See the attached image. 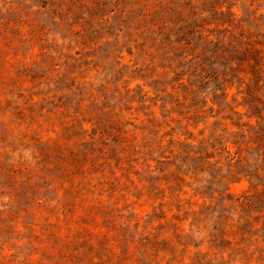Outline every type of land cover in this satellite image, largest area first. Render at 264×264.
<instances>
[{"label": "rangeland", "instance_id": "374dc122", "mask_svg": "<svg viewBox=\"0 0 264 264\" xmlns=\"http://www.w3.org/2000/svg\"><path fill=\"white\" fill-rule=\"evenodd\" d=\"M217 5L0 0V264H232L264 242V41L241 43ZM151 107L196 130L176 140L174 123L137 175L125 129ZM190 218L211 222L200 240Z\"/></svg>", "mask_w": 264, "mask_h": 264}, {"label": "clouds", "instance_id": "9594fccd", "mask_svg": "<svg viewBox=\"0 0 264 264\" xmlns=\"http://www.w3.org/2000/svg\"><path fill=\"white\" fill-rule=\"evenodd\" d=\"M217 10L220 14L227 16L232 24L234 29V34L243 39L240 41L245 45L255 41L261 40L264 41V0H218ZM59 9L56 5H51L49 7H40L39 12L50 18L56 14ZM202 14L207 15V12L203 10ZM46 31V30H45ZM48 39H52V36H47ZM137 84H140L141 87H144L142 82L139 79H133L130 84V89L135 88ZM144 92L146 93V98L154 95L151 89L144 87ZM145 98V99H146ZM205 100L208 102L203 104L199 108V128L205 130V133L212 128L214 120L219 121L220 116L207 112V108L212 103V90L209 89L208 94L205 95ZM226 104L231 105V90L229 91V98L226 99ZM171 108V105L168 106ZM215 107V105H212ZM196 111V109H193ZM227 111V109H225ZM237 111L242 112V109H237ZM135 114H133L134 116ZM190 116L191 113H188ZM129 116H121L122 120L131 119ZM153 121H159L161 126H157L152 123ZM179 122L176 130L172 133L173 137L176 140H184L186 131H195V128L188 129L187 124L190 121L185 117H176L174 112L169 113L168 116L161 118L160 111L157 110V107H151L149 110H146L144 115H141L139 119L135 120V125L126 126V134L129 137L128 148L121 152V161L128 160L131 156L135 155L137 158V175H143L147 172L153 171V165L155 161L149 157L157 156V149L162 150V143L165 138L163 137V132L167 131L168 128H171L174 123ZM227 129V131H224ZM217 133L222 132L225 137H227L231 132L235 131L228 124L227 121H224L220 128L216 129ZM200 137L199 139H203ZM123 171V169H122ZM153 174H155L153 172ZM203 176H207V173H202ZM119 176V174H117ZM195 178H193L194 180ZM132 182L127 184L126 191L129 194V199L134 200L135 197L131 193L136 192L140 188V183L136 182V177L131 178ZM114 182L119 183L118 180ZM192 186L195 187V183L190 181ZM245 186V181L243 178L240 179L238 187L243 189ZM136 211L140 212L143 215L148 211L147 208H137ZM187 214V213H185ZM211 228V222L206 220L193 221L190 220L186 222L184 226L185 231L192 232L195 235L197 240H200L208 229ZM242 249L239 252V255H232L231 261L232 264H264V242L257 244L255 241L249 242L246 245H241Z\"/></svg>", "mask_w": 264, "mask_h": 264}]
</instances>
